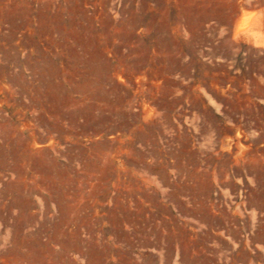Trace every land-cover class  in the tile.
Listing matches in <instances>:
<instances>
[{
    "label": "rangeland",
    "instance_id": "rangeland-1",
    "mask_svg": "<svg viewBox=\"0 0 264 264\" xmlns=\"http://www.w3.org/2000/svg\"><path fill=\"white\" fill-rule=\"evenodd\" d=\"M148 202L264 264V0H0V264H154Z\"/></svg>",
    "mask_w": 264,
    "mask_h": 264
},
{
    "label": "crops",
    "instance_id": "crops-1",
    "mask_svg": "<svg viewBox=\"0 0 264 264\" xmlns=\"http://www.w3.org/2000/svg\"><path fill=\"white\" fill-rule=\"evenodd\" d=\"M139 180L146 183H165L168 178H139ZM201 181L211 183L212 178H199L198 182ZM163 193L161 191L162 195L158 198H163ZM154 194L156 192H148L140 198L151 199L154 198ZM148 204V212L140 211L134 214L135 222L149 225V233L143 235L137 243L140 248L149 251L145 259L147 261L154 264H166L172 262L177 251L179 264H218L207 256L204 248H217V253H230V248L236 244L235 215L231 210L225 212L220 219H217L211 211L203 215L196 212L180 214V217H183L188 224H192L185 230L180 226H174V215L166 213L163 209H156L151 202ZM196 225L199 227V237L196 234ZM145 260L142 259L143 262ZM236 263L235 255L229 256L228 264Z\"/></svg>",
    "mask_w": 264,
    "mask_h": 264
}]
</instances>
